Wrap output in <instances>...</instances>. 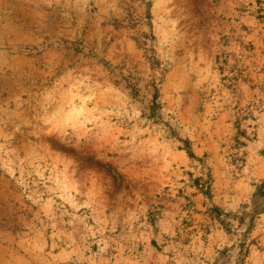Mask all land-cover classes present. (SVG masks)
Segmentation results:
<instances>
[{
	"label": "rangeland",
	"instance_id": "rangeland-1",
	"mask_svg": "<svg viewBox=\"0 0 264 264\" xmlns=\"http://www.w3.org/2000/svg\"><path fill=\"white\" fill-rule=\"evenodd\" d=\"M0 264H264V0H0Z\"/></svg>",
	"mask_w": 264,
	"mask_h": 264
},
{
	"label": "trees",
	"instance_id": "trees-1",
	"mask_svg": "<svg viewBox=\"0 0 264 264\" xmlns=\"http://www.w3.org/2000/svg\"><path fill=\"white\" fill-rule=\"evenodd\" d=\"M154 98L157 99V95H155ZM187 152H188V154H189L190 157H195L194 154H193V152L191 150H187Z\"/></svg>",
	"mask_w": 264,
	"mask_h": 264
}]
</instances>
